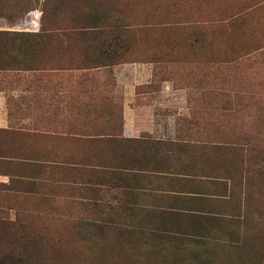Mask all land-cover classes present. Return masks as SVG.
Masks as SVG:
<instances>
[{"label": "rangeland", "instance_id": "374dc122", "mask_svg": "<svg viewBox=\"0 0 264 264\" xmlns=\"http://www.w3.org/2000/svg\"><path fill=\"white\" fill-rule=\"evenodd\" d=\"M79 24L103 28L96 41H109L114 65L151 64L149 86H170L172 104L160 111L175 117L176 137L163 151L203 179L195 199L215 200L207 209L232 218L210 234L247 235L261 249L264 0H0V105L8 116L0 149L53 162L33 171L0 161L1 174L26 176L20 183L0 177V219L36 225L61 252L54 264H158L146 247L114 240L115 227H149L156 215L142 207L150 198L101 183L113 155L100 140L121 128L113 87L131 82L122 71L113 76V65L77 69L92 41H67L59 29ZM218 176L230 177L233 188ZM217 181L230 194L212 195L222 190ZM201 249L222 264L231 253L217 241ZM0 264L20 262L0 255Z\"/></svg>", "mask_w": 264, "mask_h": 264}, {"label": "crops", "instance_id": "0c3cea01", "mask_svg": "<svg viewBox=\"0 0 264 264\" xmlns=\"http://www.w3.org/2000/svg\"><path fill=\"white\" fill-rule=\"evenodd\" d=\"M128 66L130 70L125 69ZM151 70V64L112 66L113 76L119 79V71H122L126 82L131 83L122 85L117 83L113 87V101L121 109V128L119 135L105 139L102 137L100 140L102 144L112 146L113 155V166L103 169L104 178L101 183L133 191L137 198H150L151 204L142 207L148 208L151 210L148 212L155 215L162 212L207 210L205 203L199 200L201 197L194 198L197 195L196 186L202 189L205 184L202 182L203 179L186 172L188 162L185 161L184 164V159H174L163 151V145L173 143L175 140L176 121L173 115L160 111L172 104L167 99V93L171 88L163 85L158 88L150 87ZM125 71L129 73L126 74ZM117 82L121 83L122 80ZM7 123V111L3 104L0 105V129L6 128ZM4 153L5 156L28 159L14 161L8 159L13 161L11 164L5 161L12 169L24 167L40 171L48 168L52 162L39 158L40 154L37 156L33 153V158H30L29 155L23 157L19 152L15 155ZM176 164L182 169H178ZM0 177L9 179L10 183L11 179L21 181L26 178L18 170L4 171L3 174L0 173Z\"/></svg>", "mask_w": 264, "mask_h": 264}, {"label": "trees", "instance_id": "16d2710c", "mask_svg": "<svg viewBox=\"0 0 264 264\" xmlns=\"http://www.w3.org/2000/svg\"><path fill=\"white\" fill-rule=\"evenodd\" d=\"M84 19V18H82ZM86 21V20H85ZM51 30V29H50ZM62 31V37L71 41H92L89 42L86 50L92 48V54L81 60L77 69H94L108 67L116 64L118 56L109 50V41L107 39L97 40L96 33L103 31V28L91 25H81L65 27L59 29ZM102 33V32H101ZM96 41V42H95ZM236 143L233 147L236 148ZM229 148V146H224ZM227 148H217L225 150ZM1 150V149H0ZM10 160H28L25 158L5 156L0 151V161ZM30 166H33L29 164ZM236 172H238L235 166ZM223 180L232 179L230 177H217ZM19 182L11 179V183ZM222 190L215 194L216 197L230 194L225 188L224 182L217 181ZM20 183V182H19ZM210 198L199 199L206 205ZM207 207V206H205ZM183 221L182 223H177ZM149 227L135 225L115 227L114 240L123 247L133 244H140L146 247V256L158 264H222L216 254L209 250H202V246L208 245L214 241L220 245L231 248L229 260L224 264H264V235L256 237L260 242L261 249L254 250V238L247 235L239 237L234 233L222 231L221 235L216 236L210 230L216 224L231 222L232 218L226 217L222 213L207 210L195 212H162L158 213ZM186 224V226H185ZM114 228H112L113 230ZM197 230L204 231L197 233ZM259 244V243H258ZM54 248L50 245L46 236L28 221L19 217L15 221L0 219V255L7 259L19 261L20 264H54L58 262V256L61 255L52 251Z\"/></svg>", "mask_w": 264, "mask_h": 264}]
</instances>
